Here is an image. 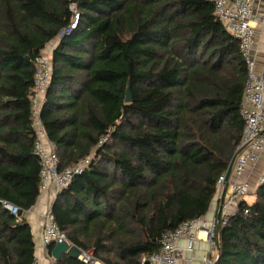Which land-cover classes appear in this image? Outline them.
<instances>
[{
    "label": "trees",
    "instance_id": "trees-1",
    "mask_svg": "<svg viewBox=\"0 0 264 264\" xmlns=\"http://www.w3.org/2000/svg\"><path fill=\"white\" fill-rule=\"evenodd\" d=\"M72 6L78 27L62 35ZM44 52L40 117L59 170L90 158L55 196L58 226L103 264H152L165 233L208 213L242 140L239 41L210 0H0V201L23 212L40 197L32 96ZM257 192L219 227L214 264H264V184ZM35 248L30 223L0 202V264H32Z\"/></svg>",
    "mask_w": 264,
    "mask_h": 264
},
{
    "label": "built area",
    "instance_id": "built-area-1",
    "mask_svg": "<svg viewBox=\"0 0 264 264\" xmlns=\"http://www.w3.org/2000/svg\"><path fill=\"white\" fill-rule=\"evenodd\" d=\"M214 3L215 13L223 22L226 30L231 33L240 44V50L245 58L249 75L245 87L244 101L241 116L244 120L243 137L237 147V155L233 165L232 174L226 182V173L221 175L217 181L216 216L211 223L203 218L184 222L175 231L165 233L162 240V250L151 257L152 264H178L182 255L179 241L183 238L189 240V249L199 239V233L204 232L207 241L211 243L210 254L206 264L215 263L217 231L220 226H225L232 216L236 214L239 206L246 201V195L250 192V185L245 174L260 160L264 154V72L257 74L253 60L255 47V31L253 22L257 20L254 13V0H210ZM73 20L68 28L64 29L62 35L71 34L80 20L79 11L72 6ZM52 76V60L49 56H39L36 59V70L34 75V94L32 96V110L34 114L33 128L35 131V154L40 159V195L47 191H53L55 196L68 187L73 177L83 172L90 164L87 158L78 164L59 170V158L54 143L49 139L41 122V110L43 99L46 94ZM103 138L102 141H105ZM264 184V173L260 178V187ZM4 209L12 215H19L21 209L7 201H0ZM249 207L245 206L244 213L248 214ZM42 240L45 247L67 241L73 244L66 234L58 226L52 210L45 214ZM79 259L86 264H99L93 252L82 250ZM52 254L44 259L35 257L32 264H58Z\"/></svg>",
    "mask_w": 264,
    "mask_h": 264
},
{
    "label": "crops",
    "instance_id": "crops-1",
    "mask_svg": "<svg viewBox=\"0 0 264 264\" xmlns=\"http://www.w3.org/2000/svg\"><path fill=\"white\" fill-rule=\"evenodd\" d=\"M254 13L257 18L253 22L255 31V47L253 51V60L255 64V71L257 74L264 72V0H254ZM53 47L51 52L52 53ZM264 154L256 165L252 166L245 174V179L248 180L250 188L253 181H256V175H260L261 171L264 170ZM263 172V171H262ZM254 176V177H253ZM250 189V190H251ZM55 202V194L53 191H47L45 194L40 195L36 204L26 212H22L23 217L30 223L32 233L35 241V257L44 259L48 256V248L44 246L42 240L44 218L45 214L52 209ZM217 203L215 200L212 202L210 210L204 216V220L207 223H211L216 216ZM179 246L182 249V255L178 261V264H206L208 257H211L209 242L206 239L204 232L199 233V239L193 244L192 249H189V240L183 238L179 241ZM212 253V256L216 255ZM103 264V263H99Z\"/></svg>",
    "mask_w": 264,
    "mask_h": 264
},
{
    "label": "water",
    "instance_id": "water-1",
    "mask_svg": "<svg viewBox=\"0 0 264 264\" xmlns=\"http://www.w3.org/2000/svg\"><path fill=\"white\" fill-rule=\"evenodd\" d=\"M73 1H75V0H73ZM127 101H131L130 88H128V91H127ZM236 155H237V152H235V154L233 155V157L230 161V164L228 166V169L226 171V182H228L230 177H231L233 165H234V162L236 159ZM22 212L23 211L21 210L20 214H22ZM218 250H219V247H218ZM81 253H82V250L78 246H76L74 244H70L67 241H63L61 243L55 244L54 248L52 250V256L57 261H60L64 254H68L72 258H79Z\"/></svg>",
    "mask_w": 264,
    "mask_h": 264
},
{
    "label": "rangeland",
    "instance_id": "rangeland-1",
    "mask_svg": "<svg viewBox=\"0 0 264 264\" xmlns=\"http://www.w3.org/2000/svg\"><path fill=\"white\" fill-rule=\"evenodd\" d=\"M57 43H58V40L57 39L51 41L48 44V46L46 47L45 52L46 53L51 52V49L53 47H55L57 45ZM45 52H44V55H47ZM263 168H264V166H263ZM262 171H261L260 175H256L255 176L257 178L256 181H253V183H251V186H254V187H253V189L250 188L251 190H250L249 194L246 195V201L248 203H252L257 198V193H258L257 191L260 188V178H261L262 174L264 173V170H262ZM215 202H217V201L215 200ZM208 225H209V223H208ZM209 246H210V249H211L212 246H211V243L210 242H209Z\"/></svg>",
    "mask_w": 264,
    "mask_h": 264
}]
</instances>
